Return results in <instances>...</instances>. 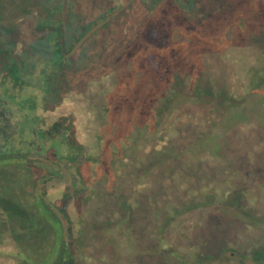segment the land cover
I'll return each instance as SVG.
<instances>
[{"label":"rangeland","instance_id":"obj_1","mask_svg":"<svg viewBox=\"0 0 264 264\" xmlns=\"http://www.w3.org/2000/svg\"><path fill=\"white\" fill-rule=\"evenodd\" d=\"M91 1L102 2L101 4L105 5V8L100 9L101 6L94 5ZM208 1L210 2V0H204L205 3H208ZM5 2L4 12H2V17H0V93L4 94L3 96L7 100L12 101V103L15 104V101L20 103L22 110L13 108L14 104L11 103L5 111V104L2 105L0 102V113H11L15 117L4 123L5 131L0 130V185L6 186L7 191L11 194L13 193V196L18 198L21 203L29 196L26 187L27 182L28 184H33L39 177H45L49 180V188L46 195L52 196L54 194V200L56 199L54 203L55 214L59 213L61 217L67 220V218H72L71 214L83 211L89 217L92 211L97 208L96 203L100 201H94L89 208L82 204L81 196L91 191V189H97L96 176L103 174L104 170H101L99 166L88 168L85 165L87 164L86 162L84 164L80 163L82 159L79 157L81 151L88 150L96 156L100 154V160L107 158V156H104V152H99V149H103L107 145L109 136H105L100 142L98 141L99 144L93 139V135L102 130V125L96 119L100 104L106 106L107 109L113 108L115 113L120 111L122 106H126L125 110L132 113L137 108V101L141 94L150 91H141L134 86L136 73L130 76L136 72L133 66L134 63L132 65L123 62L119 63L120 69L118 72L120 75L115 82L111 79H102L100 83L104 84L99 88L94 85L90 92L86 88L85 81L82 85L75 82L79 74H81L78 71L82 62H84L83 60H85L90 44L81 51L77 62L74 57L70 56L71 53L74 54L75 52V44L70 49L67 58L61 55V51H63L60 47L61 43L65 39L71 42L74 37V32L68 30L72 25V19L65 17L68 10H70L68 6L69 0H62V2L58 0L55 5L54 0H40V2L36 1L31 6L29 3L32 2L28 0H11L12 3L10 0H6ZM126 2L127 0H111L110 2L106 0H90L89 5L85 6V11L94 19L96 15L98 16L105 9L116 5L123 6ZM82 3H87V0H82ZM220 5L224 8L226 6L224 1H221ZM97 9H100L101 12ZM172 11L174 10L172 9ZM173 14L170 13L168 19L174 18ZM34 18L38 19L36 25ZM114 21H116V18ZM54 22H57V24ZM54 25H56L55 29L59 28L60 31L54 32ZM232 32L220 34L226 39L228 36L233 37ZM45 34L46 38L39 39L41 35ZM237 36L240 37L238 39L244 40L245 34L239 32ZM233 42L234 39L229 41L223 49H219L216 52L214 51L213 40L210 41V53L208 51L206 55H212L216 61L182 63V69L191 68L192 75L190 78L184 79L188 83L179 90L183 97L177 99L179 102L173 103L171 106L173 110L168 113L200 114L198 119L189 118L186 115L181 120L183 125L194 127V130L200 136L196 138L193 135L189 140H185L187 154L192 156L191 159L193 161L211 162L219 156L223 158L225 154L224 145L226 144L244 145L250 160H264V126H260L257 122L251 123L249 121L252 119V114L263 113L264 105L256 102L257 98L263 94V89L247 90L242 80H238L236 76H231V69L234 67L239 68L240 66L234 61V54L230 49ZM11 44L12 47L10 46ZM70 44L72 45V42ZM5 51H10L14 58H10L8 61V58H6L7 54H4ZM30 52H32L33 56L31 64H28L29 61L25 56H29ZM120 52L121 50L117 53L119 54ZM214 53L216 54L214 55ZM217 53L218 56L224 58L223 62L216 58ZM114 57L117 56L114 54ZM20 58L22 64L19 67L16 59L20 60ZM48 58L49 60L46 61L48 66L43 65L41 59ZM91 59L93 58L91 57ZM99 63L101 67L106 68L108 66L110 68V65L104 61ZM165 64V67H175L177 65L176 63ZM9 67L14 69L18 73L17 75L20 76V80L15 84H13L11 75H8ZM36 67H42L41 69L44 70L42 74L49 69L50 74L42 75L39 73L36 77ZM136 67L140 68V65L136 64ZM217 68H220L225 77L223 81H225L226 97L222 100L217 98L213 85L210 87L206 85L207 83L202 79V73H199L201 70L206 73L215 72L214 69ZM104 74L99 72L97 77H101ZM116 74L117 72H115L114 76ZM122 74L126 75V77H122ZM53 75L54 78L50 79ZM23 77L25 78L22 80ZM52 80H54V94H52L53 92L51 94L46 92V85ZM11 83L14 90L9 88ZM168 85L166 83L162 89L161 86H155L154 90L156 91H154L153 97L151 96L153 98L151 99L152 110L157 106L154 95L160 96L159 98L161 99L163 97H171L167 96L171 89ZM95 86L96 88H94ZM93 89L95 90L93 91ZM92 91L97 94L100 93V96L94 100H89L87 97L89 93H93ZM57 93L59 95H56ZM106 93L108 96H106ZM218 100L220 103L216 105ZM203 102L208 104L204 105ZM26 106L27 109L24 111ZM148 108H150V103ZM151 109H148L147 113H152ZM203 113H215L210 117V124L203 123L204 119L201 120ZM133 119L136 121L137 116L134 115ZM165 119H167V116ZM139 124L147 126L143 121H140ZM251 124H254V126H251ZM134 129L133 127V129L131 128L128 131L131 139L133 138ZM142 132L144 133L145 131L143 130ZM119 140L121 141L119 138L114 140L113 146L115 149L120 143ZM81 144L82 146L79 147ZM122 146L123 143H121ZM133 150L135 149L133 148ZM133 153L134 156H131L127 162L119 160L116 163L117 165L111 168V173L108 175L111 176L110 179L114 182L110 180L109 194H118V183H123L124 181L120 177L126 170V172L133 170L136 161L135 155L141 156L145 154L144 150L141 149L133 151ZM25 156H30V158L26 160L24 159ZM41 157H47L49 161H44V158ZM177 158L185 167L178 168L177 172L176 167L170 170L169 179L163 180L161 184H158L155 192L151 191L153 209L150 213L149 205L145 198L149 192V187L142 182L141 175L139 176L138 186H129L126 198L121 200L131 208L129 214L139 224L138 228L141 233L137 230L134 223L130 221L129 216L124 213L119 218L109 217L106 220L107 223H110L107 229L104 228L105 224L97 225V230L100 234V240L97 241L91 235V230L93 233L94 229L90 230L91 226L86 225L89 232L84 231V224L80 218H77L73 227L76 229L82 227V234L85 235L86 240L84 237L83 239H76V243L83 245L86 242L87 244L97 245L93 248L78 251L76 246L71 243L69 250L72 251L73 258L69 261L70 264H141L142 259L146 257H150L155 264H181L179 258L182 257L183 250L180 245L183 244L185 239L183 237L184 230L193 225H200L199 228H201V225L205 226L209 223L208 225L211 226L215 224L217 218L219 221L226 219L223 222L225 224L228 222L229 227L235 230L234 233L230 230V234L227 236L228 243L222 252L224 257L219 259V261H222L220 264H264V215L237 211L231 207L233 200L228 199V196H221L222 191L226 190L227 187L236 188L237 179L230 177L228 180L226 178L222 180L216 186L218 190L215 189L210 193L211 195L207 196V203L210 206H200V203L198 204L195 201L205 198L210 187L200 186L197 183V168H194L190 163V158L185 157L184 153H179ZM144 160L151 162L153 159L145 158ZM149 161L145 162V169L147 163H150ZM164 169L169 170L168 168ZM184 173L188 174L193 180L186 187L180 181ZM253 182V180H249L248 184L250 186H248L254 196L252 195L251 198L247 196L249 203L242 197V204L246 208L251 206L264 211V175L260 177L258 183L256 182L255 187H252ZM10 184L17 185V189L9 191ZM179 187L181 191L177 192L175 188ZM104 189L101 187L99 191H105L106 193L107 189ZM183 192L188 193L192 199L185 201L183 205L180 204L174 207L175 204L180 202ZM37 195L43 196L39 193ZM66 196L68 198H65ZM69 198H73V200L71 199L70 201ZM213 203L215 204L211 205ZM151 215L154 216L156 221L150 220ZM100 219L98 217L96 221L100 222ZM248 225L251 226L249 227ZM101 228L105 230L102 231ZM156 230L160 231L158 237L161 239L160 243L147 241L146 238L155 235ZM193 235L194 232H189L188 238L191 239ZM202 241H206L204 245L207 247L206 249L205 247L201 248L202 256H198L195 259L197 264H201L202 259L203 262L206 259L210 260L213 256L212 252L220 244L218 235L211 232L205 236V239L203 237ZM197 242L200 243L201 240ZM239 242L249 247L245 248L243 246L238 252L234 251L236 246H239ZM167 244L173 249L171 253L162 249V246ZM54 246L59 247L55 241ZM4 247L9 248L11 244H5ZM206 250L207 252H205ZM58 252L59 249L55 248L54 264L62 263ZM136 257L138 258L135 259ZM143 264L149 263L145 260Z\"/></svg>","mask_w":264,"mask_h":264},{"label":"trees","instance_id":"obj_2","mask_svg":"<svg viewBox=\"0 0 264 264\" xmlns=\"http://www.w3.org/2000/svg\"><path fill=\"white\" fill-rule=\"evenodd\" d=\"M5 1L0 0V17L4 12ZM28 1L32 2L29 3L30 6L36 1L40 2V0ZM69 1L70 10L65 17L72 19V25L68 30L74 32V37L71 41L72 45L64 38L65 41L60 46L63 49L61 55L67 58L70 49L75 44V52L70 56L74 57L77 62L81 51L90 44L85 60L78 71L81 74L75 82L82 85L85 81L86 88L90 92L94 85L99 88L104 84L100 83L102 79H111L115 82L120 75L118 72L119 63H129V65L134 63L136 72L130 75L133 76L136 73L134 86L141 91L150 92L141 94L137 101V108L132 113L125 110L126 106H122L121 109L119 108L120 111L115 113L113 108L107 109L106 106L100 104L96 119L102 125V130L95 133L93 139L99 144L105 136H109L107 145L103 149H99V152H104L103 154L107 158L100 160V154L96 156L88 150L81 151L79 157L82 159L80 163L86 162L85 165L88 168L99 166L101 170H104L103 174L96 176L97 189H91L81 196L82 204L89 208L94 201H100L96 203L97 208L92 211L91 216L88 217L86 212L81 211L71 214L72 218L65 220L59 213L55 214L56 199L54 200V194L46 195L49 180L45 177H39L33 184L27 182L29 196L21 203L18 198L13 196V193L7 191L6 186L0 185V264H54L55 248L59 249L58 253L62 260L60 264H70L69 261L73 258V253L69 250L71 243L76 246L78 251L97 245L86 242L83 245L76 243V239L84 237L86 240L85 235L82 234V227L78 229L73 227L77 218H80L84 224V231L89 232L86 225L91 226L90 230L94 229L93 233L91 230V235L97 241L100 240L97 225L105 224L104 228L107 229L110 223H107L106 220L109 217L119 218L125 213L134 223L129 214L131 208L121 200L126 198L129 186H134L140 180L139 171H144L145 162L149 161L144 159H153L151 160L153 162L178 161L179 153H184L185 157L192 158L187 154L185 140H189L193 135L196 138L200 136L194 127L183 125L181 120L186 115L189 118L198 119L200 114L168 112L173 110L171 108L173 103L179 102L177 99L183 97L179 90L188 83L184 79L190 78L192 75L191 68L182 69V63L216 61L212 55H206L208 51L210 53L209 43L211 40L215 45L214 51L217 52L234 39L230 49L234 54V61L240 66L231 69L230 74L236 76L238 80H242L247 90L263 89V94L257 98L256 102L264 105V0H210L208 3H205L204 0H127L123 6L109 7L98 16L96 15L94 19L85 11V6L89 5L90 0H87L85 4L82 3V0ZM106 1L110 2L111 0ZM221 1L226 4L225 8L221 7ZM57 2L58 0H54V5ZM91 2L101 6L100 9L105 8V5L101 4L102 2ZM100 9L97 10L101 12ZM172 9L175 11L174 14ZM170 13L175 17L168 19ZM115 18L116 21H114ZM34 19L36 25L38 19ZM54 23L57 24V22ZM55 26L54 32L60 31L59 28L55 29ZM85 26L87 27L84 28ZM223 32H232L233 37L228 36L225 39L220 34ZM239 32L245 34L244 40L238 39L240 38L237 36ZM41 38H46V34L41 35L39 39ZM119 50L121 52L118 54ZM114 54L117 57H114ZM216 58L219 61H224V58L218 56V53ZM101 61L110 65V68L108 66L101 67L99 63ZM165 63H176L177 65L165 67ZM136 64L140 65V68H137ZM214 71L206 73L201 70L199 73H202V79L207 83L206 85L209 87L213 85L217 98L222 100L226 97L225 81H223L225 77L220 68L214 69ZM99 72L105 74L97 77ZM115 72L117 74L114 76ZM45 73L46 71L43 74ZM121 76L126 77L124 74ZM165 82L171 88L167 95L171 97L161 99L160 96L154 95L157 106L152 110L151 99L156 91L154 88L161 86L162 89L166 85ZM172 91L177 93L174 94ZM48 93L54 94V88L51 89V85ZM98 96L100 93H89L87 99L94 100ZM106 96H108L107 93ZM149 103L150 108H148ZM219 103L218 100L216 105ZM148 109H151L152 113H147ZM212 114L215 113H203L201 115V120L204 119L203 123L210 124ZM134 115L137 116L136 121L133 119ZM166 116L167 119H165ZM251 116L252 119L249 120L251 123L257 122L260 126H264V109L263 113ZM140 121L146 123L147 126L140 125ZM133 127L135 129L131 139L128 131ZM116 138L121 141L119 140L120 143L115 149L113 144ZM121 143H123L122 147ZM81 146L82 144L79 145V147ZM140 149L144 150L145 154L135 155L136 161L133 170L128 172L126 170L122 173L120 178L124 181L118 183V194H109L110 183L114 182L108 175L111 173V168L117 165L119 160L127 162L131 156H134L133 151ZM20 158L22 159V157ZM29 158L30 156L24 157L26 160ZM44 161H49V159L45 157ZM96 174L98 173L96 172ZM145 174L144 171L141 177ZM101 187L105 188L104 190L107 189L106 193L99 191ZM8 189L14 191L17 189V185L10 184ZM37 193L43 196H39ZM71 199L73 200V198ZM71 199L69 198L70 201ZM98 217L101 218L100 222L96 221ZM104 228H101L102 231L105 230ZM54 241L59 247L54 246ZM5 244H11V247H4Z\"/></svg>","mask_w":264,"mask_h":264},{"label":"flooded vegetation","instance_id":"obj_3","mask_svg":"<svg viewBox=\"0 0 264 264\" xmlns=\"http://www.w3.org/2000/svg\"><path fill=\"white\" fill-rule=\"evenodd\" d=\"M224 157L221 158L220 156L216 158L215 160H212L211 162H202V161H196V160H191V164L194 166V168H197V183L200 186L204 187H210L208 188V193L205 198H202L200 200H197L195 202L200 203V206H210L207 203V196L211 195L212 191L217 189V185L221 183L222 180H228L230 177H233L234 179H237L235 185V189H231V187H227L226 190L222 191L221 196H228V199L233 200L231 207L235 208L237 211H241L243 213H252V214H257V215H264V211H261L259 209H255L253 207L246 208L244 207L245 205L242 204L241 198H245L247 200V196H251L254 194L250 192L249 180H253L254 182L252 183V187L256 186V182H259V179L262 175H264V160H250L248 158V153H246L244 149V145H239V144H226L224 145ZM150 162V161H149ZM176 167V168H175ZM185 166L182 165L181 161H151L150 163H147L145 171V175L142 176V182L146 185H148V193L146 195V200L149 205V213L153 209V195L151 194V191L155 192L156 191V186L158 187V184H161L163 180H167L170 177V170H173L174 168L176 169V172L179 170L178 168H183ZM145 168V167H144ZM164 168H168L169 170H165ZM144 171L140 172L139 174H143ZM166 173L168 174L166 176ZM180 181L182 182V185H190L189 183L192 182L193 180L188 176V174L184 173V175L180 178ZM247 184V185H246ZM249 185V186H248ZM138 186V182L135 183L134 187ZM177 189V192L181 191L180 187L175 188ZM218 190V189H217ZM159 191V190H157ZM220 196V197H221ZM219 197V198H220ZM192 197L188 194L183 192V197L180 199V202L175 204L174 207L184 204L185 201L191 200ZM193 201V200H192ZM249 203V200H247ZM215 203L211 204L214 205ZM154 212V211H153ZM218 214V213H217ZM151 215L150 220L156 221L154 216ZM226 220V219H224ZM219 221L217 218L215 224H212L209 226L206 224L205 226L201 225H193L189 226L187 229L184 230L183 237L185 238L183 241V244L180 245V247L183 250L182 257H180L181 264H197L195 261L196 257L202 256L201 254V248L205 247L204 245L206 241H202L203 237L205 239V236L210 234L218 235V241H220V244L216 247V250L213 251V256L210 260H207L205 262H202L201 264H220L222 261H219V259H222L224 257V254H222L223 249L225 248L226 244L228 243V238L230 234V230L234 233V229L229 227L228 222L225 224L223 221ZM134 225L137 228V230L140 232L138 228V223L133 219ZM153 222V221H152ZM249 227L251 225H248ZM247 226V227H248ZM161 227V226H159ZM161 230V228H160ZM211 230V231H208ZM207 231V232H206ZM189 232H194V235L191 239L188 238V233ZM239 232V231H238ZM243 232V231H242ZM141 233V232H140ZM160 231L156 230V234L150 237L145 236L146 240L151 242V243H160L159 237ZM159 239V240H158ZM201 240L200 243L197 241ZM205 242V243H204ZM243 243V241H242ZM241 242L238 243L239 246H236L235 250L238 252L244 245ZM249 247L248 245L244 246ZM162 249L166 252L173 250L170 245H164L162 246ZM167 252V253H169ZM207 252V250L205 251ZM244 252V250H243ZM246 253V252H244ZM174 255V253H172ZM199 254V255H198ZM136 257L135 259H137ZM201 260V258H199ZM148 262L149 264H155L152 262V259L150 257H146L142 259L141 264ZM136 263V262H135ZM166 264V263H164Z\"/></svg>","mask_w":264,"mask_h":264},{"label":"crops","instance_id":"obj_4","mask_svg":"<svg viewBox=\"0 0 264 264\" xmlns=\"http://www.w3.org/2000/svg\"><path fill=\"white\" fill-rule=\"evenodd\" d=\"M11 47H12V44L10 45ZM45 46V45H44ZM43 46V47H44ZM43 47H42V50H43ZM2 50H4L3 48H2ZM1 50V51H2ZM1 53V52H0ZM43 53V52H42ZM41 53V54H42ZM4 54H7V57L6 58H8V61H9V59L10 58H14L11 54H10V51H5L4 52ZM44 54V53H43ZM32 52H30V55L29 56H25L27 59H28V64L30 63L31 64V61H32ZM21 57V56H20ZM22 58V57H21ZM21 58H20V60H17L16 59V61H17V64L19 65V67H20V65L22 64L21 63ZM36 59V58H35ZM47 60H49V58L48 59H41V62H42V64L43 65H47L48 66V63L46 62ZM17 65V66H18ZM42 67H36V70H35V74H36V77H37V74H42V72L44 71L43 69H41ZM18 69V68H17ZM18 73L14 70V69H12V68H10L9 67V70H8V75H11V77H12V80H13V84H15V83H17V81L18 80H20V76H18L17 75ZM46 75H49L50 74V71H49V69L48 70H46V73H45ZM45 74H42V75H45ZM28 75H29V72H28ZM28 77V76H27ZM25 77H23L22 78V80L24 79ZM54 78V75H53V77H51L50 79H53ZM53 83H54V80H52L51 82H49V84L48 85H46V87H47V90H46V92H49V90H50V85H51V89L53 88ZM12 86V87H11ZM11 86H9V88H12L13 90H14V88H13V85H12V83H11ZM11 93V92H10ZM8 94H9V91H8ZM7 94V95H8ZM47 94V93H46ZM4 94H1L0 93V102L2 103V105H4L5 104V107H4V110L6 111V109H7V107H9L10 105H11V103H12V101H10V100H7V98H5L4 96H3ZM14 100H15V98H14ZM12 104H14V103H12ZM26 104V103H25ZM24 104V105H25ZM21 106V104L20 103H17L16 101H15V104L12 106L13 108H17V109H19L20 111L22 110V106ZM13 108H12V111H13ZM24 109V108H23ZM27 109V106L25 107V109H24V111ZM4 115H6V117H4ZM23 115H24V113H23ZM15 117H13V115H11V113H0V130H2V131H5V126H4V123H7L8 122V120H11V119H14ZM17 118V117H16Z\"/></svg>","mask_w":264,"mask_h":264}]
</instances>
